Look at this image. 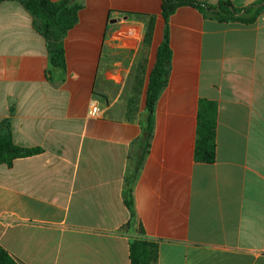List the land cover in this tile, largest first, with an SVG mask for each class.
I'll list each match as a JSON object with an SVG mask.
<instances>
[{
  "label": "crops",
  "instance_id": "crops-1",
  "mask_svg": "<svg viewBox=\"0 0 264 264\" xmlns=\"http://www.w3.org/2000/svg\"><path fill=\"white\" fill-rule=\"evenodd\" d=\"M71 1L83 7L63 39L66 71L51 66L42 22L0 5V135L42 149L0 164V247L19 264H131L142 230L156 264H264V13L251 25L190 6L169 18L172 66L148 146L162 0ZM202 100L218 110L212 164L195 159ZM144 150L129 232L126 177Z\"/></svg>",
  "mask_w": 264,
  "mask_h": 264
},
{
  "label": "trees",
  "instance_id": "trees-1",
  "mask_svg": "<svg viewBox=\"0 0 264 264\" xmlns=\"http://www.w3.org/2000/svg\"><path fill=\"white\" fill-rule=\"evenodd\" d=\"M22 3L26 9L36 16L43 24L42 33L48 40L50 63L54 68L66 71V57L63 39L79 22V12L82 4H73L71 0L52 2L50 0H0ZM162 14L165 19V36L157 52L155 66L150 76L146 100V118L144 125V143L149 146L153 136V125L156 105L168 84L172 66V50L169 43V18L181 7L190 6L199 10L205 18L217 20L221 23L238 22L251 25L258 21L264 13V0H259L249 6L238 8L229 0H221L212 4L204 0H162ZM154 27V21L148 23V36ZM218 110L214 102L202 100L198 113L197 140L195 159L197 162L212 164L216 160V129ZM42 152L40 148H22L17 146L10 136L0 135V164L12 165L14 160L33 156ZM147 151L139 155L135 167L126 177L124 202L129 208L132 218L124 227L133 232L137 228V217L134 203V183L140 172ZM140 236L130 241L131 264H156L158 259V245ZM0 264H19L11 254L0 247Z\"/></svg>",
  "mask_w": 264,
  "mask_h": 264
},
{
  "label": "built area",
  "instance_id": "built-area-1",
  "mask_svg": "<svg viewBox=\"0 0 264 264\" xmlns=\"http://www.w3.org/2000/svg\"><path fill=\"white\" fill-rule=\"evenodd\" d=\"M91 115L94 116V117L98 116V111L93 108L92 111H91Z\"/></svg>",
  "mask_w": 264,
  "mask_h": 264
}]
</instances>
